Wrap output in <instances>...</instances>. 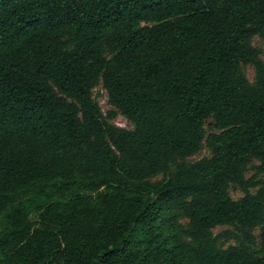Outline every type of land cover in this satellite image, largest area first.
I'll list each match as a JSON object with an SVG mask.
<instances>
[{
	"label": "trees",
	"instance_id": "trees-1",
	"mask_svg": "<svg viewBox=\"0 0 264 264\" xmlns=\"http://www.w3.org/2000/svg\"><path fill=\"white\" fill-rule=\"evenodd\" d=\"M256 36L264 0H0V264H264Z\"/></svg>",
	"mask_w": 264,
	"mask_h": 264
},
{
	"label": "rangeland",
	"instance_id": "rangeland-1",
	"mask_svg": "<svg viewBox=\"0 0 264 264\" xmlns=\"http://www.w3.org/2000/svg\"><path fill=\"white\" fill-rule=\"evenodd\" d=\"M253 44L256 46L263 47V49H264V39H261L258 36H256L253 39ZM262 58L264 60V54L262 55ZM246 72H247V75L250 78V80L254 81L255 70H254L253 66L248 65L246 67ZM94 94H95L97 101L100 103V106L103 109V111L107 112L109 109H111V105L108 103L107 92L102 85H99L94 89ZM113 122L115 124H117L118 126H121V127L132 128V126H133L132 123L126 117H124L122 114H119L118 116H116V118L113 120ZM209 153H210L209 150L206 147H204L200 153L190 157V159L191 160H197V159L202 158L203 156L208 155ZM257 163H258V161H256L254 164H257ZM254 173H255V170L251 166L247 176L251 177L252 175H254ZM253 191H255V189H253ZM231 195L234 199H238V198L243 196V192L238 190V189H232ZM226 231H236V229L234 227H231V226H217L214 229L215 235L221 234V233L226 232ZM258 233L259 232H257V234ZM236 243H238L237 239L230 238V237L225 238L224 240L221 241V245L223 247H228V246L234 245Z\"/></svg>",
	"mask_w": 264,
	"mask_h": 264
}]
</instances>
